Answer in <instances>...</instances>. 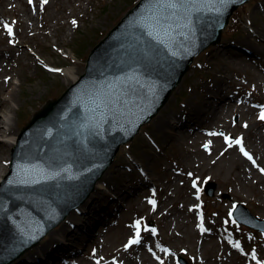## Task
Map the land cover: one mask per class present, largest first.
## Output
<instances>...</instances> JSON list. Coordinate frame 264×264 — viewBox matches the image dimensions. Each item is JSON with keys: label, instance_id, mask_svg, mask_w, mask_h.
I'll list each match as a JSON object with an SVG mask.
<instances>
[{"label": "water", "instance_id": "obj_1", "mask_svg": "<svg viewBox=\"0 0 264 264\" xmlns=\"http://www.w3.org/2000/svg\"><path fill=\"white\" fill-rule=\"evenodd\" d=\"M236 1L193 0L161 23L158 0L143 1L95 48L90 76L33 116L0 188V264L41 240L86 196L109 156L105 140L125 122L131 133L142 110L169 96L192 56L210 44L205 26L217 28ZM188 31L191 38L183 40ZM106 128L105 137L94 135ZM96 152L103 157L94 158Z\"/></svg>", "mask_w": 264, "mask_h": 264}, {"label": "rangeland", "instance_id": "obj_2", "mask_svg": "<svg viewBox=\"0 0 264 264\" xmlns=\"http://www.w3.org/2000/svg\"><path fill=\"white\" fill-rule=\"evenodd\" d=\"M2 0H0L1 3ZM135 0H48L44 3L43 0H13V3L6 2L5 4V17L0 20V50L10 48L12 46H5V44L13 45L19 43L20 31L23 25L19 26V22L23 24H31L28 17L32 14L38 15L35 17L33 24L34 33L25 40L24 44H20L22 54H14L9 68L11 72L4 73L5 78L8 80V85L0 84L3 91V99L9 100L6 107L0 112V116H4L8 111L11 118L14 120V126L18 123L19 133L28 124L32 116L38 113L50 100L59 99L62 93L69 87L65 85L63 77V70L75 68L79 71V75L84 72L87 57L91 53L92 48L97 45L101 39L117 24L124 14L132 8ZM14 6V8H12ZM245 16L244 30L246 26L254 28L258 33V37L250 36L247 34L240 40L242 46L253 47L257 54L262 53L261 59L264 64V0H252V3L243 11ZM75 21V23H73ZM5 25H10L13 29V35H9ZM26 27V26H25ZM24 27V28H25ZM15 28H18L14 31ZM19 30V33H18ZM24 30V29H23ZM248 35V36H247ZM14 37V38H13ZM226 43L223 44V42ZM222 44L210 48L209 53L204 52L201 57L192 65L186 78L179 85L178 89L172 94L169 103L160 110L157 115L145 129L139 133L138 137L124 146L120 151L121 158L115 162L107 172L104 178L107 183L113 186H120L129 182V176L133 174L128 173L126 166L132 167L130 163L131 157H135L138 163L145 168L146 172L153 180H160L166 186L165 195L169 197L166 201V208L172 213V216L164 217L161 222L160 231L164 235V239L174 246H181L190 243L189 240L183 242L184 234L188 236L193 235L191 239V247L196 244L197 234L193 229V223L188 219L186 213V206L194 203L193 198L188 195V187L181 186L183 177H175L173 168L176 167L174 163L186 167V170L192 169L194 166V157L200 150L203 144L198 138L190 139L179 138L173 139L176 144L177 150L172 148V140L168 133H173L172 128L166 127L164 130L158 128L161 119H175L184 113L182 109H191L194 105L202 106L205 100L212 101V95L217 92L219 87L221 91L229 92V87L232 80L231 73L241 72L242 69L239 65L233 63L232 55L244 56V53L239 50L232 49V37L228 32H224L221 40ZM222 45H227L229 53L222 48ZM4 47V48H3ZM7 50V49H6ZM20 57V60H19ZM225 62L228 65H225ZM225 67V68H224ZM60 70V71H55ZM246 74L249 75L250 83L247 84H262L264 83V71L260 67L244 68ZM229 73V76L224 74ZM214 77V80L210 81ZM2 78V77H1ZM6 81V80H5ZM214 82H217L215 84ZM203 83H206L203 85ZM21 86V88H20ZM218 86V87H217ZM40 89L38 100L33 103L26 102L25 100L30 96V92H35ZM18 91V96L15 101H10L12 94ZM14 92V93H13ZM223 96V93L221 94ZM234 95V93H232ZM35 104V105H34ZM11 107V108H10ZM209 107V103L205 105ZM8 108H10L8 110ZM210 114V110H208ZM210 116V115H209ZM208 115L205 119L206 123L210 120ZM256 116V115H255ZM226 119H230V114L225 115ZM195 118L192 117L191 120ZM198 121H201L197 119ZM260 120V119H259ZM171 122V121H170ZM195 125V124H194ZM193 125V126H194ZM196 128V127H195ZM239 132L245 131L239 125L234 128ZM184 134L186 132L183 131ZM209 134V133H206ZM205 134V135H206ZM169 136V137H168ZM159 145L162 153L158 154L154 148ZM198 150V151H197ZM9 154L1 158L0 164L4 168L2 172L4 178L8 172L7 162L10 163L11 150L8 149ZM167 153V154H166ZM202 156V153L199 152ZM236 155H228L226 158L218 162V166L214 169L215 174L219 168L223 177H226L228 183L223 186L219 182L221 189L226 191L227 186L231 187L229 192L233 195L236 201L246 202L249 205H254L258 215L264 216V208L259 205L264 201L263 193L259 189V185L254 178L243 179V173L239 168H235L239 158ZM197 155V159H198ZM4 161V162H2ZM201 160H199L200 162ZM202 163V162H201ZM210 163V161L208 162ZM211 164V163H210ZM212 165V164H211ZM202 167H206L202 164ZM233 167V169H231ZM208 168V167H206ZM208 171V170H207ZM134 175L138 176V173ZM172 177V178H171ZM175 177L176 180H173ZM170 179V180H166ZM257 179V178H256ZM170 183V186H169ZM172 188V189H171ZM175 195H174V193ZM221 196H218L220 198ZM109 201V197L105 199V204ZM138 207L143 204L142 200L137 198ZM103 203V205H105ZM229 203V201H228ZM261 204V203H260ZM183 205V207H182ZM134 207L132 210H127V206L123 207L126 212L124 220L130 221L133 214L138 210ZM215 207L220 210L227 211L230 206L223 202L219 204L216 200ZM168 222L167 225H164ZM123 227V226H120ZM103 226L98 229H102ZM68 229V228H67ZM122 228L112 229L109 234L105 235L107 244L110 245V255L112 251L123 245V241L127 234L121 232ZM97 231V229H95ZM124 234V235H123ZM120 235H123L120 237ZM212 252H205L209 258L217 257L219 253V245L216 241ZM56 244V241H53ZM208 250V249H206ZM204 250V251H206ZM96 262L90 263L95 264ZM86 264V263H85ZM137 264V262H134Z\"/></svg>", "mask_w": 264, "mask_h": 264}, {"label": "bare ground", "instance_id": "obj_3", "mask_svg": "<svg viewBox=\"0 0 264 264\" xmlns=\"http://www.w3.org/2000/svg\"><path fill=\"white\" fill-rule=\"evenodd\" d=\"M54 1V0H51ZM6 2H10L11 4L13 3V0H2L1 1V7H0V19H2L3 17V13H4V8H5V4ZM28 19L30 20L31 24H27L24 25L20 22V25H23V29L22 31H18L19 35L18 38L20 39V42L18 43L17 46H13L11 49L5 51L3 50V52H1V56H0V84H5L8 85V80L5 78L4 80V73L7 72H11L12 69L9 68L8 66H10L12 64V62H15V60L13 59L14 54H20V44H24L27 40L29 39V37L34 33V28H33V24L35 23V17H33L32 15H30L28 17ZM26 26V27H25ZM25 27V28H24ZM260 34H264V31ZM215 51V49H214ZM20 60V57H19ZM64 71V75L63 77L65 78L64 83L65 85L70 86L71 84L75 83V81H77V79L79 78V71H76L75 68H69V69H65ZM2 77V78H1ZM218 87V86H217ZM21 88V86H20ZM217 92L214 94L213 98L217 99L211 102L212 107L214 105H216L215 103L218 102V100L220 101L221 97H220V88H217ZM3 89L0 86V112L6 107V105L9 103V100H4L3 99V94L2 92ZM14 93V92H13ZM30 96L25 100L26 102H30L33 103L36 100H38L39 96L38 94H40V89H38L35 92H30ZM16 97L18 96V91H16L14 94H12L11 96V100L10 101H15ZM171 100V99H170ZM205 103H203V105H205ZM218 104V103H217ZM35 105V104H34ZM11 108V107H10ZM8 108V110L10 109ZM208 109H200L199 110V114L202 115L205 112H207ZM200 117V116H199ZM198 117V118H199ZM170 119L164 120L161 119V123L158 125V128H160L161 130H164L166 127L172 126V123H170ZM193 122V121H192ZM175 124H177L176 121H174ZM18 123L16 124V126H14V120L13 118L10 117L8 111L6 112V114L2 117L0 116V160L1 158L4 159L5 156H7L9 154L8 149H11L12 147H14L18 141V135H19V128H18ZM174 134V133H173ZM172 135V134H171ZM170 135V136H171ZM175 136V135H172ZM4 162V161H2ZM4 171V168L2 167V165L0 164V179L3 177L2 172ZM108 172V171H107ZM107 175V173H105V175L103 174L102 176V180H104L105 176ZM104 181H101L98 183L97 187H96V192L93 194V196L90 198V200L88 199L86 201V203H83L82 206H80L78 209H76V211L71 212L70 216L67 218V220L63 223L59 224V227L48 233L45 237L43 242H41V244H39L37 247H34L33 250H30L28 252V256L29 258H33L31 263H36L37 260H40L41 262H46L45 258H47V260H50V258L52 256H54V252H51L50 249H52V247L50 246L52 241L57 239V241L62 242L65 241L66 237L72 236L74 234H71L72 230L70 228L71 223L72 224H76V226H78L79 228L82 226V224H84V222H86V219L90 217V212L92 209H95V206L97 204H101L102 202H104V197L108 194L109 191L104 189ZM69 227L68 229V233L66 232V229ZM66 234H63L65 233ZM93 237V236H91ZM80 242V239H78ZM77 240V242H78ZM78 242V243H79ZM63 248V246L60 245V249L61 250ZM57 250V252L59 251ZM57 259V258H56ZM29 263V262H28ZM57 261H55L53 264H56ZM25 264H27V262H25Z\"/></svg>", "mask_w": 264, "mask_h": 264}, {"label": "snow or ice", "instance_id": "obj_4", "mask_svg": "<svg viewBox=\"0 0 264 264\" xmlns=\"http://www.w3.org/2000/svg\"><path fill=\"white\" fill-rule=\"evenodd\" d=\"M44 3H47L48 0H43ZM193 2V0H158V3L160 5L159 9H158V16L156 17L157 19V23H161L162 21H167L170 16H175L177 14V12H179L181 9H183L185 7L186 4ZM218 2L223 5L227 2V0H218ZM29 3H32V0H29ZM73 23H75V21H73ZM7 30V32L9 33V35L13 34V29L10 25H5L4 26ZM55 71H59V70H55ZM261 120H264V112L260 113V117ZM245 127H247V125H245ZM211 135H217L216 133H210ZM222 135V134H221ZM225 141L226 143H228L229 147H232L233 143L236 145H240V151L241 153L250 161L253 162V164H255V160L253 159V157L247 152L245 151V148L242 145V140L241 139H236L234 141H232L229 137H225ZM205 147L207 148L208 146L205 145ZM260 171L262 173H264V168H261ZM193 187H196V184L193 183ZM150 203H152L153 205L155 204L154 201H149ZM233 208L235 209V206H233ZM231 215V213H230ZM135 227L137 228V232H136V238L135 239H130L128 242V245H126V247L130 246V245H134V244H138L140 243V222L137 221ZM147 230V229H145ZM151 231L153 233H155V229H151ZM236 247H239V244H236Z\"/></svg>", "mask_w": 264, "mask_h": 264}]
</instances>
